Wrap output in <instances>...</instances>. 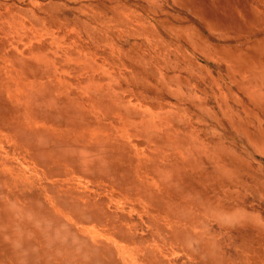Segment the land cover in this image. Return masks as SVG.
I'll return each instance as SVG.
<instances>
[{
    "label": "rangeland",
    "instance_id": "obj_1",
    "mask_svg": "<svg viewBox=\"0 0 264 264\" xmlns=\"http://www.w3.org/2000/svg\"><path fill=\"white\" fill-rule=\"evenodd\" d=\"M0 264H264V0H0Z\"/></svg>",
    "mask_w": 264,
    "mask_h": 264
}]
</instances>
